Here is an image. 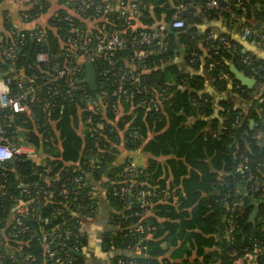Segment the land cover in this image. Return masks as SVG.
<instances>
[{
	"label": "trees",
	"instance_id": "1",
	"mask_svg": "<svg viewBox=\"0 0 264 264\" xmlns=\"http://www.w3.org/2000/svg\"><path fill=\"white\" fill-rule=\"evenodd\" d=\"M71 1L63 0V5L49 15L45 27L17 30L4 17L2 27L6 34L0 40V71L8 64L3 59V50L14 41L18 42L14 49L19 54L14 66L38 76L39 69L45 65L35 62L36 52L43 50L61 60L65 53L59 49L58 38L74 34L78 29L94 34L100 32L97 28L116 31L131 39L159 25L160 14L164 16L163 21L172 19L180 3L187 4L179 13L185 26L164 31L162 39L169 44L160 52L152 53V48L157 47L154 41L150 46L127 45L116 51L112 56L118 60L115 68L100 60L94 66L96 90L89 89L85 80L80 88L67 92L62 81L56 106L47 111L40 109L41 103L30 106L28 113L0 110V123L7 129L6 138L12 141L22 136L37 153V159L17 156L0 166V238L4 240L0 246V264H86L71 248L78 246L82 239L79 216L95 212L96 201L89 194L88 178L102 179L121 143L126 150L141 148L149 155L134 180L136 189H150L153 194L141 210L132 203L134 196L121 198L108 184L119 178L118 173L123 172L128 161L107 172L104 186H108L111 229L106 231L105 241L113 248L110 264H118L119 259L133 260L136 264H235L238 258L253 251V243L262 247L257 261L264 263V144L257 142V136L264 139L261 115L264 91L255 97L256 88L239 84L228 89L223 81L227 71L224 60L233 59L240 63L245 74H257L260 87L264 74L256 67L264 62L250 57L253 62L247 65L242 62L245 55L239 50L230 54L223 47L216 52L208 49L202 57V48L192 41L201 40L205 46L202 39L209 33L198 34L194 25L200 21L199 16L207 17L220 10L199 7L202 3L197 0H135L142 15L137 18L141 26L134 28L126 25L118 11L106 13L104 9L92 7L81 15H71ZM221 1L234 9L235 0ZM29 2L25 13L31 20L45 14L50 7L47 0ZM255 3L264 4V0H243L247 13ZM148 4L153 7L154 17ZM257 20H264V15ZM92 22L97 27L90 26ZM39 32L44 35L42 44L35 39ZM174 35L182 37L187 45L189 66L197 71L203 64V74L189 75L169 65ZM215 42L211 40L212 45ZM138 48L145 50L140 59L135 57ZM192 50L197 53L193 62L190 61ZM210 63L213 65L209 66ZM83 69L81 76L86 79L85 66ZM206 80L234 92L240 104L250 103L247 115L241 106H235V101L228 99L220 102L222 121H206L213 110L210 94L201 93ZM103 82L105 86L101 85ZM101 88L108 92L118 90V95L108 93L107 97H98L96 92ZM161 90L165 96L162 107L148 110L140 105L141 100ZM89 98L100 100L103 107L98 111L88 109ZM119 109L123 113L119 114ZM186 116L193 117L194 121L187 122ZM251 118L255 122L252 127ZM160 157L164 159L161 161ZM168 172L172 175L171 182H168ZM74 177H80L75 193L64 196L63 188L73 191L71 179ZM19 180L32 184L27 193L17 186ZM176 185L180 188H172ZM68 198L73 200L65 203ZM165 198H169V203L160 201ZM14 199L24 201L28 207L22 217V231L12 221ZM234 202L238 204L231 209ZM255 206L258 212L251 222L249 215ZM44 218L48 219L47 223L42 222ZM136 224L148 225L149 229L135 231ZM230 224L234 225L232 230ZM56 227L71 231L69 239L58 240L65 245L53 247L60 262L47 257L40 241L41 228L48 231ZM12 233H17V237L13 238ZM12 250L18 251L15 260L9 257ZM27 255L30 257L26 258Z\"/></svg>",
	"mask_w": 264,
	"mask_h": 264
},
{
	"label": "built area",
	"instance_id": "2",
	"mask_svg": "<svg viewBox=\"0 0 264 264\" xmlns=\"http://www.w3.org/2000/svg\"><path fill=\"white\" fill-rule=\"evenodd\" d=\"M22 3H27L25 5L29 6L31 2L29 0H19ZM206 9H219L225 12L233 22L237 23L244 37H252L261 47H264V34L259 33L257 30L253 29L251 26L246 25L242 21L241 11L244 9L243 0H235L231 9L228 4H222L221 0H197ZM36 2V1H35ZM33 3V2H32ZM192 2H189L191 5ZM73 5V6H72ZM70 12L71 15H81L88 9L95 7L97 10L104 9V12H114L118 11L119 15L125 19L127 26H141L140 21L137 18L141 17V13L138 10L137 4L134 1L125 2L121 0L119 2H111L110 0H72L71 1ZM202 6V7H203ZM25 8L21 10V18L23 21H33L34 19H28L27 13H25ZM187 8V4L180 3L177 6V11L174 13L172 19L169 21H162L159 25L149 27L148 31H143L138 34V36H133L131 39H127L125 36L120 35L116 31L106 32L99 29V33L94 34L90 30H79L74 34H68L65 37L58 38L59 49H62L64 57L60 60L56 56L50 54L46 51L39 50L35 55V62L38 65H45L44 69L40 68V74L30 75L24 68H16L14 66L15 60L18 59V52L14 49V44L17 45L18 42L14 41V44L5 48L3 50V59L7 62V67L3 71H0V110H8L10 113H28L30 112V106L33 104H42L40 109L42 111H47L52 107L56 106V98L61 94V85L64 81L67 87V92L72 89L80 88V86L87 81L83 76H81L83 67L86 63H92L95 66L100 60H105L108 67L115 68L117 59H113V54L119 49H123L125 46H150L154 41L160 43L162 41V35L164 31L169 28L182 29L185 26L184 20L179 16V13ZM38 27V26H36ZM34 29V28H32ZM18 30V29H17ZM20 30V29H19ZM31 30V29H30ZM36 41L43 43L44 35L39 32L35 36ZM214 39L216 42L212 45L211 40ZM206 49H212L217 51L219 47H223L228 53L235 54L238 52V47L236 43L231 42L224 36L215 37L212 34H207V36L202 39ZM209 41V42H208ZM193 45L201 47L203 44L201 40L192 41ZM210 45V46H209ZM135 57L137 59L142 58L145 55V50L143 48H138L135 50ZM197 53L195 51L190 52V61L193 62ZM242 62L249 65L252 64L253 60L249 56H243ZM210 63L209 66H212ZM256 69L264 73V65H257ZM95 70V68H94ZM106 72L102 74L105 75ZM133 75H131L132 77ZM40 81L38 82V80ZM136 81L137 78L133 77ZM101 85L105 86L106 83L103 82ZM98 89V87H97ZM125 92V91H123ZM47 93V94H46ZM109 93L110 96H117L118 90H112L108 92L107 89L101 88V91L96 92L98 97H107ZM165 99L164 92L161 90L158 93L150 96L147 100H141L140 105L146 107V109L157 110L162 107V102ZM103 103L100 100L94 98H89L87 101V108L98 111L103 107ZM1 119V117H0ZM99 128L101 125L98 126ZM7 129L5 125L0 123V166L17 157L24 156L28 159H37V153L33 146L27 144L23 137L12 138L13 140H8L6 138ZM98 167V164L96 165ZM138 174V169L134 167L132 162H128V165L124 168L123 172H119L118 179H114L108 183L112 187V191L115 195H120L121 198L124 196L132 197L134 196V202L139 209H145L149 204L148 197L153 193L150 189H136L134 178ZM125 176V179H121ZM80 182V177H74L71 179V190L63 188L61 193L67 196L74 189L77 188V183ZM31 183H26L21 180L18 181L17 186L22 192L27 193ZM106 187V186H105ZM2 188V185L0 186ZM107 194L108 186L104 190ZM136 192L135 194H133ZM73 198L65 199V203L72 201ZM16 205L13 208L12 221L18 227L20 231L24 230L22 217L27 214L28 207L24 201H18L14 199ZM238 202H234L230 208L232 209ZM143 212H141L142 214ZM140 214V215H141ZM142 216V215H141ZM43 223H47L48 219H41ZM232 224H230V229H233ZM133 229L138 232H144L149 229L148 225L136 224ZM230 232L229 230L226 232ZM229 234V233H228ZM71 236V231L69 229H63L61 227H56L51 230H40V241L44 247V251L48 258L55 259V261L60 262V259L56 257L55 250L53 247L57 245H65L58 240L69 239ZM12 237L16 238L17 233H12ZM228 240L231 241L232 237L229 234ZM4 240L0 238V246L3 244ZM72 251H78V246H73ZM113 249V248H112ZM18 251L12 250L9 257L12 260L16 259V254ZM262 252V247L258 243H253V251L246 254L248 264H256L258 255ZM30 257L29 255L26 258ZM118 264H136L133 260H122L117 261Z\"/></svg>",
	"mask_w": 264,
	"mask_h": 264
},
{
	"label": "crops",
	"instance_id": "3",
	"mask_svg": "<svg viewBox=\"0 0 264 264\" xmlns=\"http://www.w3.org/2000/svg\"><path fill=\"white\" fill-rule=\"evenodd\" d=\"M49 1L48 6L50 5L48 11L45 14H40L38 18H36L33 21H23L21 18V10L25 8L26 4L20 2L19 0H0V40L2 39L3 34H6V29L2 27L3 25V19L4 17L10 22V24L20 30H30L36 26L45 27L47 25V19L49 15L56 9L60 8L61 5H63V0H47ZM111 2H119L121 0H110ZM127 2L135 1V0H125ZM149 11L151 12V15L154 17V12L152 13L153 7L148 4ZM198 11V10H197ZM258 14H260L258 16ZM199 15V11L198 14ZM264 15V4L263 3H255L253 6L250 7L249 12H246V4L244 9L241 11V17L242 21L248 25L251 26L253 29L257 30L259 33L264 34V20L260 21L257 19H261ZM200 21L194 25V27L197 29L198 34H204L205 32H208L212 34L215 37L219 36H226L228 39L236 43L240 53L242 55L249 56L256 61H263L264 59H260L258 57V54L254 53L252 50L253 46H256L259 49H263L264 47H261L252 37H244L242 34V30L240 26L233 22L232 19L223 11H216L212 13L211 15H207V17L199 16ZM159 21H163L164 16L163 14L159 15L157 18ZM155 19L154 21H158ZM92 27H97V24L94 22L90 23ZM144 28V25H143ZM8 35V34H7ZM169 43L166 41H162L160 43H157L156 48H152V53L160 52L161 49L166 47ZM170 46L172 48V54L169 59V65H173L177 68L178 71H181L183 73H187L189 75L192 74H203L202 71V65L200 66L199 70L195 71L193 70L188 62H187V45L184 42V39L182 37L174 35L171 39ZM203 55L202 57L206 56L208 49L204 48V46H201ZM203 59V58H202ZM224 63L227 67L226 73H224L223 81L226 84L227 88H231L235 85L237 88L239 84H241L231 71V69L235 68L240 73H242L245 77L252 79L254 83L249 88H256L254 91L255 97L260 95L264 91V82L259 87V84L256 80V75L253 72L250 74H245L244 71L241 68V65L239 62L235 63L233 59H225ZM255 71V70H252ZM258 71V70H257ZM262 73V72H261ZM264 74V73H262ZM259 75V74H258ZM214 82V81H213ZM174 83V82H173ZM172 84V82H171ZM205 88L208 85L214 90V93L208 92L211 96V101L213 103L214 101V94L218 95H224L228 100L232 99L235 101V106H241V108L244 109V115H247V110L249 108L250 103L247 104H240L238 101H236V95L234 92H229L223 89H220L218 87V83L214 82V85H212L208 80L204 82ZM242 85V84H241ZM246 86V85H242ZM247 87V86H246ZM236 99V100H235ZM222 101V100H221ZM220 101V102H221ZM219 102V107H220ZM119 114L123 113L122 109H119ZM217 117L214 116L213 110L209 118H206V121H210L212 119H216L219 123L222 121L221 116V109L217 113ZM264 117V111L261 113ZM185 120L187 122H193L194 118L191 116H186ZM249 125L250 127L255 125V122L253 119H249ZM82 130V127L80 128ZM257 142L260 144H264V139L261 136H257ZM148 154H146L141 148H135L132 150H126L124 148L123 143H121L117 147V151L115 152L113 156V161L108 164L106 167L105 173L101 180H94L91 178H88V191L89 194H91L96 201L95 204V212H93L89 216H79V222H80V233H81V242L78 245V251L79 255L84 258L86 264H110V257L113 254V249L108 245V243L105 241V233L108 229H111L109 224V217H110V211L111 207L108 203L107 194L104 191L106 187L104 184L107 182V172H109L110 168L116 167L120 164H123L124 162H132L134 164V167L136 169L144 168L146 165V159L148 158ZM161 161L164 159V157L159 158ZM172 175L170 172H168V182H171ZM169 187V185H167ZM180 188V186L176 185L172 188ZM168 195L169 192H167ZM169 198H165L160 200L161 202L169 203ZM175 202V198H173V203ZM4 244V243H3ZM106 244V249L103 248V245ZM235 264H248L247 257H241L238 258L235 262ZM256 264H264L259 263L258 261Z\"/></svg>",
	"mask_w": 264,
	"mask_h": 264
},
{
	"label": "water",
	"instance_id": "4",
	"mask_svg": "<svg viewBox=\"0 0 264 264\" xmlns=\"http://www.w3.org/2000/svg\"><path fill=\"white\" fill-rule=\"evenodd\" d=\"M252 50L254 51V53L258 54V57L260 59H264V50L263 49H259L256 46H253ZM231 71L235 75L236 79L242 85H246L247 87H250L254 83V81L252 79L245 77L242 73H240L235 68L231 69ZM85 73H86V79H87V84L89 86V89L96 90L97 89L96 74H95L94 66L92 63H86L85 64ZM205 92L214 93V90L207 85L206 88L201 91V93H205ZM223 99H227V98L224 95H218L216 93L214 94V101H213L212 105H213V114L216 117L218 115L217 114L218 111L220 110L219 102ZM257 212H258V207L255 206L249 215V221L254 222V219L256 217ZM103 248L106 249V244L103 245ZM128 253H132V252H128Z\"/></svg>",
	"mask_w": 264,
	"mask_h": 264
}]
</instances>
